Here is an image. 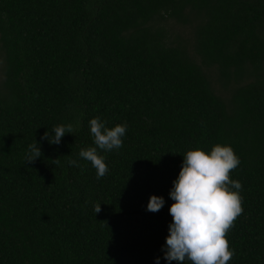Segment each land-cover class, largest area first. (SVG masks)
<instances>
[{"label":"trees","instance_id":"1","mask_svg":"<svg viewBox=\"0 0 264 264\" xmlns=\"http://www.w3.org/2000/svg\"><path fill=\"white\" fill-rule=\"evenodd\" d=\"M0 68V264H177L169 191L215 143L243 185L229 264H264V0H0ZM97 116L127 124L100 179L79 156Z\"/></svg>","mask_w":264,"mask_h":264},{"label":"clouds","instance_id":"2","mask_svg":"<svg viewBox=\"0 0 264 264\" xmlns=\"http://www.w3.org/2000/svg\"><path fill=\"white\" fill-rule=\"evenodd\" d=\"M89 127L94 146L81 148L79 156L91 163L100 179L107 174L108 165L98 149L111 152L123 147L127 124L109 127L97 116L90 119ZM75 132L71 123L58 124L51 132L45 131L41 140L58 145L66 133ZM41 155L35 140L28 146L25 162H35ZM182 155V166L169 191L173 201L169 207L172 221L162 246L164 258L177 264H229L234 250L230 248L227 234L243 213L240 195L243 185L230 175L239 166V157L230 145L221 143L213 144L210 151L189 146ZM68 164L80 167L72 159ZM164 203L163 196L152 194L147 210L157 212ZM100 211V204L95 205L94 214ZM156 259L159 264V257Z\"/></svg>","mask_w":264,"mask_h":264},{"label":"rangeland","instance_id":"3","mask_svg":"<svg viewBox=\"0 0 264 264\" xmlns=\"http://www.w3.org/2000/svg\"><path fill=\"white\" fill-rule=\"evenodd\" d=\"M0 72H1V68H0Z\"/></svg>","mask_w":264,"mask_h":264}]
</instances>
